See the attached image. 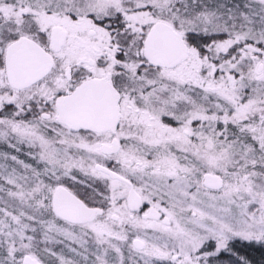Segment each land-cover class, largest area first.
Instances as JSON below:
<instances>
[{"label": "snow or ice", "instance_id": "snow-or-ice-1", "mask_svg": "<svg viewBox=\"0 0 264 264\" xmlns=\"http://www.w3.org/2000/svg\"><path fill=\"white\" fill-rule=\"evenodd\" d=\"M0 264H264V0H0Z\"/></svg>", "mask_w": 264, "mask_h": 264}, {"label": "trees", "instance_id": "trees-1", "mask_svg": "<svg viewBox=\"0 0 264 264\" xmlns=\"http://www.w3.org/2000/svg\"><path fill=\"white\" fill-rule=\"evenodd\" d=\"M252 255L256 256L257 258H259L260 254L258 252H253Z\"/></svg>", "mask_w": 264, "mask_h": 264}]
</instances>
